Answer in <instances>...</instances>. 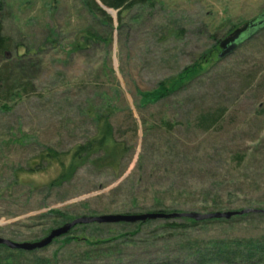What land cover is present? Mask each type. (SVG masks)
Segmentation results:
<instances>
[{
  "label": "rangeland",
  "instance_id": "1",
  "mask_svg": "<svg viewBox=\"0 0 264 264\" xmlns=\"http://www.w3.org/2000/svg\"><path fill=\"white\" fill-rule=\"evenodd\" d=\"M92 1L101 8L0 0V239L36 242L80 217L264 210V28L224 51L264 0H153L105 15ZM160 83L176 84L154 100ZM99 116L115 156L39 164L45 148L95 138ZM69 236L115 238L119 253L86 258L83 243L59 238L11 264H227L194 257L196 245L264 240V215L80 225Z\"/></svg>",
  "mask_w": 264,
  "mask_h": 264
},
{
  "label": "trees",
  "instance_id": "2",
  "mask_svg": "<svg viewBox=\"0 0 264 264\" xmlns=\"http://www.w3.org/2000/svg\"><path fill=\"white\" fill-rule=\"evenodd\" d=\"M98 1L101 3L102 6L109 8V9L116 10L118 11V13H120V11L130 10L136 4H141V5L152 4L153 2V0H98ZM98 6L96 2H93L92 7L94 8V10H96L97 13L101 15H105L104 11ZM108 20H111V19H108ZM117 21L120 23L121 19L118 18ZM246 25L241 29V31L244 30L245 28L246 29L249 28ZM1 30H2V25L0 22V33H1ZM241 31H239L237 34H239ZM223 43L224 41L218 42V46ZM227 43H225L224 46ZM8 45H9L8 39L1 36L0 34V54H3L6 50H8ZM80 47L81 46L77 44L75 45L74 50H77V48H80ZM234 49L228 50V51L224 49V51L227 52V54H229V53H232ZM181 80L182 78H180V81ZM3 81L4 83H7L5 82L6 79L4 78V73L0 71V87ZM176 83H173V84L169 83V86L168 85L166 86L165 83H160L161 84L160 89L158 91H154L153 93H151V96H152L151 98H153L154 100H158L162 97H165L170 91L174 90L173 86ZM4 89H6L5 96L10 97L12 94L11 88L4 86L2 90ZM97 125L98 126H97V132H96L95 138L93 137L88 142L84 143L83 145L77 146L72 151H69L67 153H56L55 151L49 148H45V150L41 151V153L39 154L37 158L39 164L41 162L42 164L46 166V168H50L54 165H59L61 167L66 166L65 164L67 162L68 163L67 168L70 169L71 164H74L75 162H78V163L88 162L89 158L99 154L100 152H104L105 154H108L110 157L115 156L116 155L115 146L117 145H115V143L112 140V129H111L110 124L107 122V118L104 116H99L97 118ZM109 148H112V150H110ZM64 178H65V175L59 176V179L57 180V182L62 181ZM140 224H144V223H140ZM140 224H135V225H140ZM172 226H175V225L173 224ZM73 229L66 236L61 237L60 239L63 240L64 242L63 244H65L64 246H68L72 243H75V244L83 243V245L87 247V250L82 255L83 257L93 258L94 256H97V255L102 256V254L108 253V258H110L115 255V254L112 255L110 253H116V252L119 253L118 243L115 238H111V239L108 238L102 241H96L94 243H86L84 240L79 241L77 238H73L69 236L71 235V232L73 231ZM263 241L264 240L251 241V242H231V243L229 242H225V243L223 242H218V243L204 242L205 245L203 247L196 245V249L193 254H194V257L199 258L201 261L202 260L209 261L211 263L221 261L227 264H232V263H235V264H255V263L264 264V242ZM211 244H214V245L211 246ZM24 254H27V253L22 252V251H11L7 249L5 246H0V264H11L12 259H14L15 256L20 257V255H24ZM147 264H152V263L148 261Z\"/></svg>",
  "mask_w": 264,
  "mask_h": 264
},
{
  "label": "water",
  "instance_id": "3",
  "mask_svg": "<svg viewBox=\"0 0 264 264\" xmlns=\"http://www.w3.org/2000/svg\"><path fill=\"white\" fill-rule=\"evenodd\" d=\"M101 9L109 14L111 12L101 6ZM249 28L242 30L230 42H228L224 49L226 51L236 48L242 41L253 35L259 29L264 28V13L258 19L247 23ZM249 214H263L264 210L246 209L240 211L215 212L208 214L199 213H171L166 214L162 212L144 213L138 215H107L98 217H80L64 223L63 225L51 230L43 239L30 243H14L8 240L0 239V246H5L11 251H22L31 253L37 250L44 249L51 245V243L61 237L66 236L73 228L80 225H115V224H137L145 223L147 221L168 220V219H191L197 222L205 220H229L236 216H244Z\"/></svg>",
  "mask_w": 264,
  "mask_h": 264
}]
</instances>
